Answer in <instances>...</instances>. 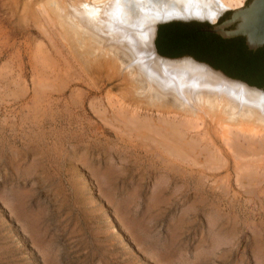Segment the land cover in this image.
Here are the masks:
<instances>
[{
  "label": "rangeland",
  "instance_id": "rangeland-1",
  "mask_svg": "<svg viewBox=\"0 0 264 264\" xmlns=\"http://www.w3.org/2000/svg\"><path fill=\"white\" fill-rule=\"evenodd\" d=\"M49 3L0 0V264H264L257 138L225 141L209 107L168 109L132 64L88 65L100 44L85 27L67 43ZM126 104L154 128L188 122L196 151L166 158Z\"/></svg>",
  "mask_w": 264,
  "mask_h": 264
},
{
  "label": "bare ground",
  "instance_id": "bare-ground-1",
  "mask_svg": "<svg viewBox=\"0 0 264 264\" xmlns=\"http://www.w3.org/2000/svg\"><path fill=\"white\" fill-rule=\"evenodd\" d=\"M89 1L90 3H87V0H50L51 3H49L54 11L58 9V11L64 14L63 21L60 18L58 23H56L59 25V29L63 33L67 43L79 42V37L76 38V36H81L79 30L85 27V32L89 33V35L85 33V36L89 37L86 39L94 41L98 43V45L100 44L101 48L97 49L98 52L100 51L101 53L96 54L97 56L94 59H85L88 65L96 66L97 64L105 67L107 64H112L113 60V64H119V62L132 64L130 76L134 78V74L140 73L148 87L151 86L154 88L152 91L156 93V96L161 98L160 100H171V95L177 97L175 99L177 102L170 103L171 105L167 106L168 109L172 110V108H175L178 111L180 109L190 113L191 110L184 108L187 104H195L193 106L197 109H203L202 106L209 107L211 110L216 111L214 114L216 117L215 122L218 124L225 123L227 127V130L226 128L222 130L225 141L231 140L232 145H234L236 140L234 141L233 138L242 137L244 140L246 138L251 140L257 138L260 151L264 153V92L262 90L249 89L231 79L225 78L217 72H209L191 63L163 65L158 61L150 59L140 33V21L151 14L181 17L203 6L208 12L209 22L214 23L216 17L209 5L226 10V8L241 7L243 0ZM45 5L43 9L46 8ZM125 5L129 6L127 12L122 11ZM210 20L215 21L211 22ZM80 25H82V27ZM106 43L111 45V47H108ZM102 48L103 50H101ZM122 51L125 53L124 55L120 54ZM56 72L58 71L56 70ZM122 78L123 76H121V79ZM125 109L128 111L129 117L126 116L124 121L127 120L130 129L137 133L138 136L141 135L144 137L143 139H145V137L150 136L146 135L148 134L147 132L157 133L162 136L161 145L164 146L167 153L166 158H168V156H172L174 159L181 158L184 152L190 156L189 152L195 149V144L198 140L195 138L193 140H188L186 138L187 134L191 131L189 130L190 125L188 122L176 121L175 119H177V116H172L170 118L169 116H165V118L161 116L166 124L154 128L153 125L147 121L146 116V119L141 118V113L143 112H140V110L144 109L137 107L135 104H128V106L126 104ZM226 132H229L231 135L227 136ZM196 136L198 135L196 134ZM157 138L159 139V137ZM198 146H196V148ZM217 159L219 158L216 157V160ZM239 169H241V167Z\"/></svg>",
  "mask_w": 264,
  "mask_h": 264
},
{
  "label": "water",
  "instance_id": "water-1",
  "mask_svg": "<svg viewBox=\"0 0 264 264\" xmlns=\"http://www.w3.org/2000/svg\"><path fill=\"white\" fill-rule=\"evenodd\" d=\"M209 7L214 23L203 6L181 17H144L140 33L148 57L163 65L191 63L264 92V0H243L229 10Z\"/></svg>",
  "mask_w": 264,
  "mask_h": 264
}]
</instances>
